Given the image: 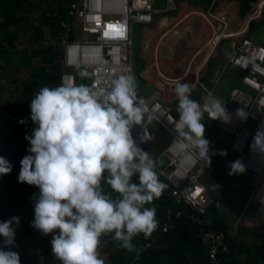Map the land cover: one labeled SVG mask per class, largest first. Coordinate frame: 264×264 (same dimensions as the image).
Wrapping results in <instances>:
<instances>
[{
    "label": "clouds",
    "instance_id": "1",
    "mask_svg": "<svg viewBox=\"0 0 264 264\" xmlns=\"http://www.w3.org/2000/svg\"><path fill=\"white\" fill-rule=\"evenodd\" d=\"M80 77L88 78L89 73L81 71ZM137 89L129 70L108 86H44L31 100V120L37 127L25 137L31 154L21 160L18 180L39 188L32 226L44 235L59 230L51 240V253L61 264H105L100 248L102 237L108 235L118 248L139 258L134 238L140 234L150 238L159 226L156 208L146 205L159 199L167 185L158 178L157 161L141 147L149 139L148 126L155 116ZM192 89L185 82L175 86L179 121L173 146L182 154L195 146L200 159L211 164L210 142L201 122L204 113L191 99ZM213 110L216 115L209 119L222 122L223 128V122L230 120L229 109L217 101ZM236 114L247 118L243 108ZM137 127L140 132L134 135ZM251 148L264 154V126L241 156ZM230 169L229 175L247 170L239 159L230 162ZM11 171L10 162L0 156V176ZM134 177L139 183L133 182ZM112 192L118 195L114 198ZM19 223V217L0 221L4 237L0 264H21L17 252L6 250L16 246L13 224Z\"/></svg>",
    "mask_w": 264,
    "mask_h": 264
},
{
    "label": "trees",
    "instance_id": "2",
    "mask_svg": "<svg viewBox=\"0 0 264 264\" xmlns=\"http://www.w3.org/2000/svg\"><path fill=\"white\" fill-rule=\"evenodd\" d=\"M71 1L0 0V72L6 70L8 65L13 67L16 60L18 68L26 65L27 61L33 64L30 76L22 74L20 77L10 78L16 89L14 92L27 98L20 108L14 110L13 114L17 117L25 118L31 112V100L40 88L60 84L63 69L60 64L61 51L58 41L63 33L61 23L67 15ZM211 1L208 3L211 4ZM239 2L249 14L261 0ZM196 3L199 2L196 0ZM259 9L260 5L256 10L259 12ZM262 16L264 20V12ZM226 33L232 35L235 30L227 29ZM6 60L10 61L7 66L4 63ZM72 73L76 75L78 85L87 84V79H82L79 71ZM6 91V87L0 86V113L11 111L6 110L3 104L4 97H7ZM203 94V91L196 93L191 99L198 98L201 101ZM6 113L0 114V156L10 162L12 171L0 176V221H7L12 217L20 218L19 225L13 224L16 228V246L6 250L17 252L21 264H61L51 253V240L59 230L44 235L32 226L35 201L40 194L39 188L18 180L21 160L31 154L28 151L30 142L25 137L32 135L33 131L25 132L18 128L9 117L6 118ZM201 122L205 125V138L210 142L212 169L207 171L206 175H215L213 182L209 184L213 196L209 216L214 229L227 232L234 223L227 221V215H220L219 208L226 197L221 187L227 179L236 178L241 174L229 175L231 169L226 171L224 163L228 165L238 159L244 163L250 149L243 157H238L228 151L230 141L221 124L204 116ZM223 151L227 152L226 156L220 155ZM213 152L216 154L212 155ZM156 172L159 180L167 185L159 199L146 205L156 208L159 221L157 230L150 238L145 239L143 234L134 238L133 243L141 250L139 258L135 252L129 253L118 248L111 235L102 237L100 253L105 264H207L208 253L202 244L199 227L191 219L194 210L183 202H175L172 184L161 171ZM133 182L139 183L136 177ZM105 190L111 191L107 186ZM117 195L112 192L114 198ZM166 223L168 227L164 231ZM239 230V237L230 243V252L223 257L222 264H264V223L255 228L240 225ZM3 247L4 237L0 236V248ZM23 249L31 251L34 257L29 260L21 253Z\"/></svg>",
    "mask_w": 264,
    "mask_h": 264
},
{
    "label": "built area",
    "instance_id": "3",
    "mask_svg": "<svg viewBox=\"0 0 264 264\" xmlns=\"http://www.w3.org/2000/svg\"><path fill=\"white\" fill-rule=\"evenodd\" d=\"M158 1L164 2V6H158L156 4ZM178 4L179 0H77L72 2L68 9V16L73 17L75 23L63 21L61 24L63 29L67 32L70 27L77 26L82 33L87 32L95 36L86 38L83 35L80 40H77L64 32L60 38V44L62 63L66 71L61 75L60 84L78 85L76 75L72 73L74 70L80 72L86 70L89 73L87 85L94 88L110 85L112 80L129 70L134 74V26L150 25L156 16H165L176 11ZM226 36L227 34L214 36L212 45L217 46L222 39L228 38ZM228 62L245 70L243 83L248 90L236 89L230 100H222L214 90L201 86L206 93L201 108L204 115L211 119L216 115L213 110L215 102L223 104L226 111L229 109L230 120L223 122V128L232 137L230 151L241 156L254 136L248 123L251 121L264 126V45L250 37H244L239 44L235 45ZM148 106L157 124L172 137L165 148V154L169 158L168 167L160 169L156 165V170L161 171L172 184L174 201L183 202L194 210L191 219L199 227L202 244L208 253V264H222L223 257L230 252V243L239 237L240 222H236L227 232L213 228V222L208 217L209 201L206 189L202 185V178L212 169V164H207L200 159L195 146L186 153H180L173 146L179 118H176L171 110L159 101ZM241 108L247 113L246 119H241L236 114ZM256 109H260L263 114L256 115L254 113ZM9 119L21 125L19 117L11 115ZM26 127L31 130L37 127L31 120V115L26 121ZM185 155L187 159L184 158ZM245 166L251 188L249 202L257 201L264 205V201L258 198L260 191H264V154H259L251 148ZM167 227L166 223L164 231Z\"/></svg>",
    "mask_w": 264,
    "mask_h": 264
},
{
    "label": "crops",
    "instance_id": "4",
    "mask_svg": "<svg viewBox=\"0 0 264 264\" xmlns=\"http://www.w3.org/2000/svg\"><path fill=\"white\" fill-rule=\"evenodd\" d=\"M74 1L77 0H72L69 3L71 4ZM197 1L199 3H196V0H179L178 9L176 11L166 14L165 16H156L153 23L150 25H135L133 30L134 75L138 83V96L144 98L148 105L155 101L163 103L171 110L176 118H179V113L177 111L179 101L175 94V86L178 82H185L193 85L191 98L196 93H200L201 91L204 92L201 101L198 98L195 99L200 105H202L206 96L201 86L214 90L218 97L222 100H226L229 94L230 97L232 96L234 90H244L242 86H245L243 83L245 70L229 64L228 62L229 56L235 45L239 44V42L247 36H250L251 39L260 44H262L260 41L264 39L263 26H259V28H257L258 26H253L254 22H259V25L263 24L262 22L264 20L262 15L264 12V0H261L258 4V6L260 5L259 12L256 10L257 6L253 12L249 14H247V10L241 7L239 0H212L211 4L208 3L209 0ZM219 2L220 4L218 5ZM70 4L68 5V9ZM156 4L161 7L164 6V2L162 1H158ZM68 12L67 10V15L63 21L75 23V19L69 17ZM137 26H140L139 32L136 31ZM227 29L229 31L235 30V35L226 33ZM62 32L61 37L65 32L68 33L69 37L77 40H80L83 35L86 38L95 36L87 32L82 33V30L77 26L70 27V30L67 32L62 28ZM221 34H227L226 37L232 41L233 46H220L224 39H222L217 46H213V37ZM136 37H138V40ZM58 39L59 37L55 39V42ZM226 39L227 38H225V40ZM58 45L61 51L60 64L63 69V74L66 68L62 63V46L60 44V39ZM4 63L7 66L10 64V61L6 60ZM1 74L0 72V76H2ZM9 80L11 81V79ZM86 83L88 84V80ZM4 87L7 88L5 95L8 96L5 97L3 104L6 106V110L11 111L7 113L4 111L0 114L6 113L7 118L10 115H14V110L22 106L23 102H25V96H22V94L18 92H14L16 89L13 87V84H7ZM8 104L9 106H7ZM254 113L258 116L263 114L260 109H256ZM30 115L31 112L25 116V118L19 117L20 121L24 120L25 123H21V125L16 123L18 128L25 132L33 131L29 127H26V121L29 119ZM203 116L208 118L205 115ZM217 123L222 126V122ZM248 126L255 134L257 133L250 123H248ZM254 128L256 129V126H254ZM139 132L140 129L137 127V129L134 130V135ZM224 133L229 138L230 144L228 151L231 152V135L226 132ZM148 135V141L142 144L141 147L148 151L152 158L157 161L158 168L163 169L168 167L169 158H167L165 154V148L172 140L171 135L157 124L155 120L148 126ZM224 164L225 169L230 171V167L226 168L227 164ZM245 173L247 174V171ZM214 176L215 175L211 173L205 174L202 178V185L206 189V196L209 201L207 206L209 218V208L213 203V196L209 190V184L213 182ZM241 179V175L236 178L232 177L227 179L224 185H222L221 189L226 197L223 201V205L219 208L220 215H223V211L225 212L223 207L226 205L228 199H233L234 202L232 207H234L236 213L245 211L247 206L250 208L251 205H249L248 196H245L247 197L246 199L243 195H240V192H238L239 190H236L233 186L231 189L233 193L230 196L229 193L227 195L224 188L229 180L236 181L235 184H238ZM242 184H244V182ZM245 186L249 188V181L245 183ZM235 221L236 219L234 222Z\"/></svg>",
    "mask_w": 264,
    "mask_h": 264
},
{
    "label": "rangeland",
    "instance_id": "5",
    "mask_svg": "<svg viewBox=\"0 0 264 264\" xmlns=\"http://www.w3.org/2000/svg\"><path fill=\"white\" fill-rule=\"evenodd\" d=\"M219 4H220V2L218 3V5ZM262 23H263L262 25H259V22H254L253 26L254 27L258 26L257 28H259V26H263L262 29L264 30V21ZM139 27L140 26L136 27V31H138V32L140 31ZM263 37H264V35H263ZM136 38L138 40V37H136ZM260 42L262 44H264V39H262V41H260ZM220 46H233V45H232V41L227 38L226 40L224 39V41L221 43ZM35 60L37 63V59H35ZM17 62H18L17 60L14 62L13 67H9V65H8V68L6 70L1 71V73H2L1 74L2 76L0 77V86L1 87H4L7 84L12 85L13 83H12V81L9 80L10 78H15L16 76L20 77V75H22V74L28 75V76L31 75V73H32L31 67L33 66V64L31 62L27 61L26 65H21L19 68L17 67ZM6 75H8V76H6ZM242 89L248 90L247 87L245 89V86H242ZM6 96H8V95H6ZM229 97H230V94L227 96L228 99H226V100H230L231 97L230 98ZM4 99H5V97H4ZM4 99H3V101H4ZM24 99H25V101L27 100L26 97ZM249 123L256 132L261 130L262 125L255 123V122H251V121ZM252 124H254V125H252ZM254 126H256V129L254 128ZM227 167H230V164H228ZM226 171H228V170H226ZM241 178L242 179L239 181L238 184H235L236 181H233V180H229L225 184L224 188L227 192V195H228V193L230 196L232 195L233 192H231V189L233 186V188H236V190H239L238 192H240V195H243L244 197L245 196L250 197L251 188H250V186H249V188L245 186V183L248 181V175L246 173H243V174H241ZM243 182H244V184H242ZM245 198L247 199V197H245ZM233 202H234L233 199H228L226 201V205L223 207L225 209V212L223 211V216H225V215L228 216V220H227L228 222L231 223V221H232L233 223H236L240 220L241 225L246 226V227L248 226L249 228H255L258 225L264 223V205H261L257 201H254L251 203L249 202V205H251L250 208H249V206H247L245 211L236 213V211H234V207H232ZM233 219L234 220L236 219V221L234 222ZM21 253L25 257H27L29 260L34 257V254L31 251H28L25 249H23Z\"/></svg>",
    "mask_w": 264,
    "mask_h": 264
},
{
    "label": "bare ground",
    "instance_id": "6",
    "mask_svg": "<svg viewBox=\"0 0 264 264\" xmlns=\"http://www.w3.org/2000/svg\"><path fill=\"white\" fill-rule=\"evenodd\" d=\"M258 198L264 201V191H260V193L258 194Z\"/></svg>",
    "mask_w": 264,
    "mask_h": 264
}]
</instances>
